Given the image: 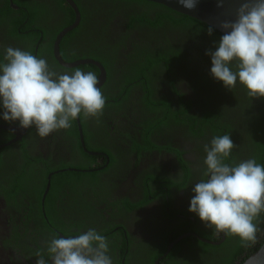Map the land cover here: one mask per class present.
Masks as SVG:
<instances>
[{"label":"flooded vegetation","instance_id":"af4514ba","mask_svg":"<svg viewBox=\"0 0 264 264\" xmlns=\"http://www.w3.org/2000/svg\"><path fill=\"white\" fill-rule=\"evenodd\" d=\"M42 1H46L49 16H67L57 7L56 0ZM7 2L10 8L19 10L12 0H0V7H3L2 3ZM104 4L92 3L89 0L81 1L86 16H113L107 24L110 27L116 26L117 36L119 34L123 36L126 26L121 19L126 15L118 14L119 11H114ZM143 12L142 8L137 7L129 9L127 16ZM81 32L75 39L64 44L63 52L67 55V59L81 58L92 53L95 55L108 53L106 43L110 38L107 36L106 41H103V38L109 32V28L97 26L90 29L88 38L93 39L97 47L89 49H87L88 45L80 43L84 38ZM3 33L5 34L6 30ZM19 34L22 38L10 36L4 42L7 47L26 51L29 44L28 32L22 30ZM137 34L133 32L132 38H136ZM51 35V32L45 34V31H40L41 47H39V55L36 54L37 57L46 59L49 66L59 73H72L77 68L84 72H93L98 79L101 77L104 79L103 83L98 85L100 89L106 87L107 94L111 91L119 94V90L112 86L114 78L116 80L117 76L121 75L116 73V69L113 68L110 73L96 57L91 56L68 61L61 55L65 63H75L73 67L64 66L56 59L53 53L54 46L52 55L46 50V47H49L47 40ZM137 42L125 41V50L128 53L135 50L141 52L143 48L137 47ZM147 45V48L151 46ZM83 61L86 63L80 64ZM100 66L104 69V73ZM160 70L162 73L151 93L152 101L169 103L173 113L183 111L197 115L196 112L201 111L205 106V103H198L197 82L201 84L212 82L210 71L208 72L205 66L202 67V70H206L205 77L195 73L193 76L186 73V69L181 75L174 74L173 69L171 72L166 68ZM202 87H205L204 84ZM151 94L135 88L128 98L136 96L139 99L133 101L132 105L128 103L126 111H124L126 107L121 112L112 111L116 106H108V108L106 101L102 115L105 118L104 122L96 118H85L89 145L92 148L93 144L99 145L96 147L98 149L93 148L94 150H90L88 142H84L80 116L79 122L77 119L71 122L70 128L55 131L46 138H41L34 127L23 129L18 121L11 123L4 121L3 110L0 108V264H36L38 251L43 252L44 258L51 264L45 250V241L53 235L75 237L88 229H95L107 238L113 264H148L152 253L164 246L168 232L174 229L173 232L176 233L168 236L167 252L160 256L155 264H173L177 261L184 264L183 259L185 260L186 257H196V252L193 250L183 249L174 260L171 261L169 258L165 260L177 243L190 236V233L176 234L182 231L180 227L184 216L187 217L186 210H189L190 201L195 195L192 191L193 187L196 183L204 181L203 173L198 172H202L205 168L204 145L209 143L193 138L186 127L172 125L171 118L164 124H159L156 130L147 132L143 126L149 118L155 125L163 119V115L158 112L149 114L146 102L143 103L141 100L142 96ZM204 94L207 95L206 92L200 91V96ZM103 124L106 129L105 136L100 134ZM170 126H172L171 130H169ZM74 133H77L78 137ZM75 142L80 144L83 150L74 145ZM99 147H107L106 151L111 153ZM176 152L181 153L180 157ZM84 154L91 158H86ZM93 157L97 158L95 163ZM81 162L88 168H61L63 164L78 165ZM184 164H189L192 177L186 181L185 188L181 190L172 188L171 197L174 203L172 209H177L178 212L170 211L169 195L155 193L157 186L153 177L163 175L181 183L185 175ZM68 172L79 174L80 177L67 175L61 178L46 202L52 186V178ZM96 173L100 182L93 186L91 182ZM78 178L83 182L80 185ZM209 178L210 175L206 180ZM70 180L74 185L78 183L75 187L80 190L78 194L64 199L58 192L67 186L66 183ZM43 185H46V190L42 198H39ZM189 218L191 222L196 221L193 216ZM219 234L221 235L219 241L206 240L196 234L193 236L200 242L218 246L220 244L214 243L223 240V233Z\"/></svg>","mask_w":264,"mask_h":264},{"label":"trees","instance_id":"16d2710c","mask_svg":"<svg viewBox=\"0 0 264 264\" xmlns=\"http://www.w3.org/2000/svg\"><path fill=\"white\" fill-rule=\"evenodd\" d=\"M81 1L83 0H74L81 14L80 23L62 39L60 44V54L68 61L76 60L75 58L82 59L87 56L96 57L110 73L114 68L116 69V73L121 74L117 76L116 80L114 78L112 85L119 90V94H115L113 91L107 94L106 87L101 89L107 101L106 106H116L112 111L120 110L121 112L125 107L124 111H126L127 104L129 103V105H132L134 103L132 100L130 101L128 97L135 88H138L140 91L150 92V94L153 93L157 80L162 73L160 68H166L171 72L175 65L182 63V57L184 61L187 59L189 60L192 66L191 72L193 74V71L197 74H201L203 64L197 62L193 63L191 58L188 57L187 52L180 48L186 42L193 45L192 52H194V48L196 52L199 51L201 53L200 59L205 62L204 66L206 67V70L211 69V57L206 55V51H215L223 34L212 28L213 32L209 35L208 29L211 27L206 24L191 17L173 12L163 6L141 0H89L92 3H105L104 5L106 7H110L114 11H119L118 14L123 13L126 15L121 19V21L124 20L122 23L126 26L125 34L123 36L120 34L117 36L116 26L110 27V25L107 24L113 16H86ZM56 2L57 7L63 10L67 16H49V9L46 1L42 0H12V3L19 7V10L17 11L10 8L8 2L6 4L2 3L3 7H0V64L6 62L4 56L6 54L5 49L7 48V45L4 40H8V37L10 36L22 38L19 34L22 30L27 31L29 37V44L26 51L32 53L34 56H36V54L39 55V47H41L39 43L40 31H45V34L46 32H51L52 35L47 40V45H49V47H46V50L52 55V48L56 36L65 28L72 26L76 20L73 9L70 6H67L68 4L65 0H56ZM137 7L142 8L144 12L142 14L127 16L129 9ZM107 11H109L108 8ZM110 14L116 15L114 13ZM97 26L109 28V32L106 33L103 38V41L107 40V36L110 38L107 43L103 42L104 44H108V53H106V55H95L92 53L81 58L75 57L67 59V55L63 52V46L66 42L75 39L80 31H82L81 34L84 35V38L80 40V43L88 45L87 49L94 48V46L97 47L95 41L88 38L90 29ZM4 30H6L5 34L3 33ZM142 31H146L148 37L144 39L141 35L138 40L139 35L141 34L140 32ZM133 32L135 34L138 33L136 38H132ZM156 32H160V35L164 37L157 40V42L160 41L167 44V46L162 48L149 46L147 48V44L150 43V39L154 36L152 34H155ZM125 41H130V43L141 41L137 42V47L143 48V50L141 52L135 50L128 53V51L125 50ZM178 52L183 53L179 54ZM163 63L165 64L162 65ZM84 67L86 66H83V68ZM232 68L235 70V63H233ZM188 69L189 67L186 68V72ZM210 77L213 78V76ZM202 84L208 85L203 88ZM202 84L201 82H197L196 86L197 91L199 92V97H201L200 91L208 92V97H206L209 101L205 102V106L201 111L196 112L197 115H190L183 111L173 113L172 106H170L169 103L161 104L153 102L152 94L144 97L142 96L141 100L143 103L146 102L149 114L158 112L160 115H163V119L159 120L157 125L153 124L152 119L149 118L143 128L147 132H151L156 130L159 124L162 125L167 119L171 118L173 121L171 123L172 125H179L180 128L186 127L187 130H189V135L203 143H209V145L213 137L229 134L237 146L232 150L229 158L225 160V163L234 166L238 165L241 161L254 158L258 164L264 166V98L249 97L247 94L248 90L241 85L238 80L236 86L232 90L225 88L221 81L214 78L212 82H202ZM211 97L213 100L210 99ZM112 99L115 101L112 102ZM198 103L201 104L199 99ZM224 106L230 108V114ZM85 120L84 116L80 115V123L84 131V142H88V136L85 131ZM100 120L104 122L105 118L100 116L99 121ZM72 122H75V120ZM171 129L172 126H170L169 130ZM74 134L78 137L77 133ZM100 134L105 136V124L102 125ZM74 145L83 150L81 145H78L77 142H75ZM88 146L90 147V150H94L93 148H96L99 145L93 144L92 148L88 142ZM102 148L105 152L111 153V151H106L108 149L107 147H99V149ZM176 153L180 157L181 153ZM83 156L91 158L86 154ZM114 158L116 157L114 156ZM114 158H112V161ZM96 159L97 158L93 157V163L96 162ZM61 168L86 169L88 166L81 162L78 165L63 164V167ZM205 170H207L206 165L202 172H198L203 173L204 181H206L207 177L205 175ZM183 171L185 172V175L181 183L179 180L176 181L172 178L164 177L163 175H160V177H153V181H155L154 184L157 186L155 193L161 192L163 196L169 195L170 211H177V209H172L174 205L171 197L172 188H177L179 190L185 188L186 181L192 177V171L189 164L183 165ZM67 175L80 177L79 174H73L72 172L54 176L52 178L51 189L47 194L46 202L49 195L53 193L57 182ZM93 177L94 180L91 182L92 185L95 183L99 184L100 179L98 174H94ZM78 181L79 185L83 183L79 178ZM66 184L67 186L63 187L58 192V194L64 197V199H69L71 196L79 193L80 189L75 187L78 183L74 185V182L70 180ZM45 186L46 185H43L39 198H42V195L46 190ZM163 189H165V191ZM154 194L152 195L154 196ZM186 213H188L189 216L195 217L196 221L191 222L188 214H185L187 217L184 216V220L182 219L183 223L180 227L182 231L176 235L190 233V236L177 243L174 249L169 252L165 260L169 258V260L172 261L179 256L183 249H188L196 252V257H186L185 260L183 259L184 264H242L251 254L256 252L264 242V213H261L260 216L254 220L259 231L257 232L256 242L249 246H244L237 236H225V241L218 246H210L206 243L200 242L198 239L194 238L193 234L211 241L221 240V235L217 234L214 229H209L203 226L205 225L204 222H202L196 214L191 213L189 210H186ZM174 230L168 232L164 246L158 251L152 253V257L149 258L147 262L148 264H155L159 257L167 252L166 248L169 245L168 236L169 234H175L176 232H173ZM173 264L182 263L177 261L173 262Z\"/></svg>","mask_w":264,"mask_h":264},{"label":"clouds","instance_id":"9594fccd","mask_svg":"<svg viewBox=\"0 0 264 264\" xmlns=\"http://www.w3.org/2000/svg\"><path fill=\"white\" fill-rule=\"evenodd\" d=\"M193 9L197 0H179ZM225 30L211 57L210 73L232 90L237 80L251 98H264V0H243L236 19L224 20ZM230 30V31H229ZM213 32L208 29L209 35ZM0 64V108L6 122H19L23 129L35 128L41 138L68 129L81 114L99 119L106 103L99 79L93 72L77 68L59 73L46 59L19 48L5 49ZM235 63V70L232 65ZM237 145L229 134L213 137L204 145L206 176L195 184L189 211L217 234L237 236L244 246L257 240L254 223L264 213V166L248 159L238 165L225 163ZM51 264H113L107 238L95 229L75 237L53 235L45 241ZM36 264H49L37 252Z\"/></svg>","mask_w":264,"mask_h":264},{"label":"water","instance_id":"95a60500","mask_svg":"<svg viewBox=\"0 0 264 264\" xmlns=\"http://www.w3.org/2000/svg\"><path fill=\"white\" fill-rule=\"evenodd\" d=\"M66 3L73 9L76 20L72 26L65 28L55 39L54 42V55L56 59L66 67H73L75 63L68 64L65 63L60 54V44L62 39L68 34L70 31L75 29L81 20V14L77 4L74 0H65ZM145 2H150L153 4H157L159 6H163L173 12L178 14L191 17L195 20H198L207 26L215 29L221 34H225V30L220 27V23L224 20H235L236 19V10L243 2V0H197L195 8L188 9L181 5L179 0H141ZM230 31V30H229ZM92 62V61H91ZM90 62V63H91ZM86 63L85 61L80 62V64ZM101 71L104 73V69L101 68ZM104 79L101 77L99 79V84L103 83ZM79 122V118H77ZM225 241V235L223 234V240L220 243H214L215 245L221 244ZM242 264H264V242L258 248L256 252L251 254L244 263Z\"/></svg>","mask_w":264,"mask_h":264},{"label":"rangeland","instance_id":"374dc122","mask_svg":"<svg viewBox=\"0 0 264 264\" xmlns=\"http://www.w3.org/2000/svg\"><path fill=\"white\" fill-rule=\"evenodd\" d=\"M141 34L139 35V38H138V40L140 39V36L142 35V38H144V39H146L147 37H148V33L146 32V31H142V32H140ZM155 34H157V35H155ZM155 34H152V35H154V36H152V35H149V36H152V38L150 39L151 41H150V43L149 44H151V46H153V47H165V46H167V44H165V43H162V42H160V41H158L157 42V40H160L161 38H164V37H162L160 34V32H156ZM93 40V39H92ZM184 41H186V40H184ZM177 46V45H176ZM180 47V46H179ZM192 47H193V45H191V43H189V42H186L183 46H181L180 48H182L183 50H185L186 52H187V54H188V57L189 58H191V60L193 61V63H195V62H197V63H199V64H203V66H204V64H205V62L203 61V60H201L200 59V57H201V53L198 51V52H196L195 50H194V48H193V51L194 52H192ZM179 54L181 53H183V52H178ZM186 59H187V57H186ZM202 66V67H203ZM187 67H189V69H188V71L186 72V73H189V74H192L193 76H194V74L191 72V64H190V62H189V60L187 59V60H183V57H182V63L181 64H177V65H175V67H174V69H173V71H174V74L176 73V74H180L181 75V73L183 72V70H185ZM202 69V68H201ZM210 70L208 69V72H209ZM195 74H197L195 71H193ZM198 76L200 75V74H197ZM201 75H203V76H207V74H206V70H202V73H201ZM206 85H208V84H204V86L206 87ZM206 94L207 95H202L201 97H199V100L202 102V103H205V102H208L209 101V99L207 98L208 97V92H206ZM207 96V97H206ZM138 99H139V97H136V96H132L131 98H130V101L132 100V101H138ZM211 100H213V98L211 97L210 98ZM138 105V104H137ZM226 109H227V111L229 112V114H230V108L228 107V106H224Z\"/></svg>","mask_w":264,"mask_h":264},{"label":"bare ground","instance_id":"6f19581e","mask_svg":"<svg viewBox=\"0 0 264 264\" xmlns=\"http://www.w3.org/2000/svg\"><path fill=\"white\" fill-rule=\"evenodd\" d=\"M230 165V164H229Z\"/></svg>","mask_w":264,"mask_h":264}]
</instances>
